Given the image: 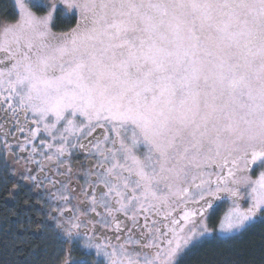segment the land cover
Segmentation results:
<instances>
[{
    "label": "snow or ice",
    "instance_id": "obj_1",
    "mask_svg": "<svg viewBox=\"0 0 264 264\" xmlns=\"http://www.w3.org/2000/svg\"><path fill=\"white\" fill-rule=\"evenodd\" d=\"M61 6L79 16L67 32ZM15 7L0 20V147L55 205L56 264H184L264 223V171L251 175L264 167V0Z\"/></svg>",
    "mask_w": 264,
    "mask_h": 264
},
{
    "label": "flooded vegetation",
    "instance_id": "obj_2",
    "mask_svg": "<svg viewBox=\"0 0 264 264\" xmlns=\"http://www.w3.org/2000/svg\"><path fill=\"white\" fill-rule=\"evenodd\" d=\"M9 142L15 145V141L10 139ZM12 151V155L5 156L0 147V230L16 232L23 241L39 245L38 247L52 246L63 256V246L56 241L54 230L47 224L45 216L49 207L55 205L52 204L45 187L37 188L35 182L23 179L28 174L25 167L32 168L34 165L26 166L20 160L21 153H18L15 146ZM23 155L27 157V153ZM82 159V156H77L74 163ZM44 184L46 186L47 181H44ZM218 209L219 206L213 208L210 213L213 214ZM83 251L73 250V258H84Z\"/></svg>",
    "mask_w": 264,
    "mask_h": 264
},
{
    "label": "trees",
    "instance_id": "obj_3",
    "mask_svg": "<svg viewBox=\"0 0 264 264\" xmlns=\"http://www.w3.org/2000/svg\"><path fill=\"white\" fill-rule=\"evenodd\" d=\"M16 16L13 0H0V20L12 21ZM218 206L219 209L210 216L214 222L219 219L217 212L224 207ZM38 246L23 241L16 232L0 230V264H56L62 256L52 246ZM184 264H264V223H256L235 239H209L193 250Z\"/></svg>",
    "mask_w": 264,
    "mask_h": 264
},
{
    "label": "rangeland",
    "instance_id": "obj_4",
    "mask_svg": "<svg viewBox=\"0 0 264 264\" xmlns=\"http://www.w3.org/2000/svg\"><path fill=\"white\" fill-rule=\"evenodd\" d=\"M13 2L15 4V0H13ZM45 2H46V0H45ZM16 11H17V9H16ZM78 19H79L78 14L72 15L71 9H65L63 6H61L58 9V12H57L56 17H55V29L54 30L57 32H67L71 28L76 26ZM12 21H14V20H12ZM9 22H11V21H9ZM261 171H264V167H262L261 162L258 161L255 165L252 166V170H251L252 177L256 178ZM218 205L224 206V207L220 208L219 212H217V214H219V218H220L223 215V212L227 210V207L229 205H228V202L224 201V200L216 201L214 204V207H217ZM244 206H247V205H244ZM211 214H212V212H211ZM218 220L219 219H217V221L214 222V219L210 218V226L215 228L217 226Z\"/></svg>",
    "mask_w": 264,
    "mask_h": 264
}]
</instances>
